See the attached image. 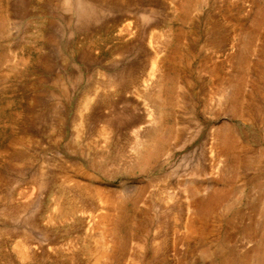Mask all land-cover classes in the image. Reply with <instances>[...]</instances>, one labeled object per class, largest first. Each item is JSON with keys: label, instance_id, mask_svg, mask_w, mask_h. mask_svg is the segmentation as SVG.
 <instances>
[{"label": "rangeland", "instance_id": "1", "mask_svg": "<svg viewBox=\"0 0 264 264\" xmlns=\"http://www.w3.org/2000/svg\"><path fill=\"white\" fill-rule=\"evenodd\" d=\"M242 263L264 0H0V264Z\"/></svg>", "mask_w": 264, "mask_h": 264}, {"label": "bare ground", "instance_id": "2", "mask_svg": "<svg viewBox=\"0 0 264 264\" xmlns=\"http://www.w3.org/2000/svg\"><path fill=\"white\" fill-rule=\"evenodd\" d=\"M154 59H155V58H154ZM155 60H156V59H155ZM153 64H154V63H153ZM154 65H155V69H156V71L159 72L160 70H159V63H158V60L155 61V64H154ZM154 65H153V66H154ZM154 71H155V70H154ZM157 76L160 77L161 75H157ZM158 79H160V78H158ZM161 79H162V78H161ZM160 82H161V81H160ZM158 87H159V86H158ZM227 93H229V92H227ZM223 97H225V96H223ZM145 135H146V134H145ZM147 135H148V134H147ZM154 137H155L154 135L147 136V138H146V140H145V143H144V146H143V147L145 148V150H146V148L148 147L147 144H150V142H153V141L155 140ZM139 145H140V144H139ZM143 147H142V148H143ZM140 148H141V147H139V149H140ZM142 148H141V149H142ZM149 148H150V147H149ZM148 150H149V149H148ZM142 152H143V151H142ZM142 152H141V153H142ZM148 152H149V151H148ZM148 152H147V153H148ZM142 154H143V153H142ZM145 154H146V153H145ZM150 154H151V153H150ZM140 155H141V154H140ZM146 155H147V154H146ZM144 156H145V155H144ZM147 156H148V155H147ZM147 156H146V157H147ZM138 157H139V156H138ZM140 157H142V156H140ZM141 160H142V159H141ZM141 160L139 159V161H141ZM105 197H106V196H105ZM102 199H103V198H102ZM104 200H105V199H104ZM105 201H106V200H105ZM104 215H105V214H104ZM102 216H103V215H102ZM103 217H104V216H103ZM101 220H103V218H102ZM101 220H100V221H101ZM104 238H105V237H104ZM110 242H111V241H110ZM103 245H104V244H103ZM105 246H106V245H105ZM107 247H108V246H107ZM104 248H105V247H104ZM108 249H109V248H108ZM102 252H103V251H102ZM104 252H105V251H104ZM104 252H103V253H104ZM107 253H108V251H107ZM104 254H105V253H104ZM105 255L108 256L107 254H105ZM242 264H245V263H242Z\"/></svg>", "mask_w": 264, "mask_h": 264}]
</instances>
